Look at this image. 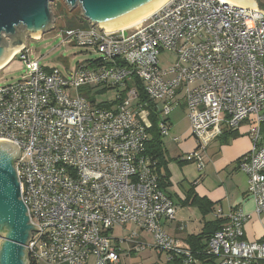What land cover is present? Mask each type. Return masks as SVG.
I'll use <instances>...</instances> for the list:
<instances>
[{"label":"built area","instance_id":"2783aa9c","mask_svg":"<svg viewBox=\"0 0 264 264\" xmlns=\"http://www.w3.org/2000/svg\"><path fill=\"white\" fill-rule=\"evenodd\" d=\"M259 11L224 0H169L133 28L109 31L87 21L85 28L63 29L65 41L100 56L78 63L68 75L32 61L24 44L14 58L27 65L28 74L0 85V143L21 152L15 161L21 198L40 228L28 245L30 264H122L123 253L147 246L136 232L123 240L112 237L117 226L132 224L153 235L154 249L167 253L166 262L174 264L176 255L185 264L196 262L162 226L175 219L176 206L147 153L152 121L141 92L156 106L163 137L169 135L168 117L183 105L200 149L209 132L252 122L253 147L239 169L256 214H264ZM99 89L116 90L115 102L99 104ZM188 159L203 168L199 153ZM228 218L209 239L208 254L217 264L264 261V237L243 240L250 217L236 210Z\"/></svg>","mask_w":264,"mask_h":264},{"label":"crops","instance_id":"0c3cea01","mask_svg":"<svg viewBox=\"0 0 264 264\" xmlns=\"http://www.w3.org/2000/svg\"><path fill=\"white\" fill-rule=\"evenodd\" d=\"M168 121L169 135L163 137L166 165L161 172L168 173L166 193L176 206V216L173 221H162L165 232L189 250L190 236L213 234L217 227L228 223L231 212L239 210L250 217L244 225L243 240L261 241L264 214H256L247 176L239 169V161L253 147V123L246 121L236 131L225 126L220 132L211 131L205 138L204 149H200L197 140L191 139L190 126H180L184 122L190 124L183 105L173 110ZM262 137L264 144V126ZM194 152L202 156V169L197 161L188 159ZM155 254L166 262L167 253ZM251 264H264V261Z\"/></svg>","mask_w":264,"mask_h":264},{"label":"water","instance_id":"95a60500","mask_svg":"<svg viewBox=\"0 0 264 264\" xmlns=\"http://www.w3.org/2000/svg\"><path fill=\"white\" fill-rule=\"evenodd\" d=\"M72 8L80 6L83 18L100 29H110L134 21L165 0H65ZM257 10V0H229ZM54 0H0V66L23 49L26 36L37 38L55 29L51 11ZM260 13L264 14L261 10ZM4 35L11 41L5 40ZM20 150L0 143V264H30L28 245L33 231L28 209L21 198L15 168Z\"/></svg>","mask_w":264,"mask_h":264},{"label":"rangeland","instance_id":"374dc122","mask_svg":"<svg viewBox=\"0 0 264 264\" xmlns=\"http://www.w3.org/2000/svg\"><path fill=\"white\" fill-rule=\"evenodd\" d=\"M258 2V1H257ZM259 6V5H258ZM51 11L54 14L56 28L46 32L41 38L36 39L31 36H26L25 43L27 49L30 51L29 58L32 61H39L40 65L47 70L57 69L64 75H68L76 70L78 63H83L91 60H96L100 56L98 53L86 48L72 46L65 41L61 31L67 29V23L73 17H83V11L80 6L72 9L65 0H54L51 4ZM55 7V9H54ZM56 15V16H55ZM5 40L11 41L10 38L4 35ZM173 60V58H171ZM28 74L27 65L20 60L19 57L13 58L12 61L0 70V85H14ZM117 98L116 90H102L97 92V102L99 104H113ZM162 110V105L159 104V111ZM180 126H190L189 133L191 139L196 137L193 135L191 125L184 122ZM140 235V240L145 241L147 246L145 249L138 252H130L122 254V264H154L164 263L165 259H159L155 253L153 235L147 231H141L140 228L134 224L126 227L117 226L113 233L114 239H127L132 233ZM135 233V234H136ZM126 251L129 252L127 242L123 245Z\"/></svg>","mask_w":264,"mask_h":264},{"label":"trees","instance_id":"16d2710c","mask_svg":"<svg viewBox=\"0 0 264 264\" xmlns=\"http://www.w3.org/2000/svg\"><path fill=\"white\" fill-rule=\"evenodd\" d=\"M259 7L264 10V0H257ZM55 9V7H54ZM55 14V12H54ZM56 16V15H55ZM88 26L87 20H85L83 17H73L68 23H67V29L71 28H85ZM141 98L143 101L148 102L149 109H150V115H151V121H152V128L149 131L150 133V140L147 144V153L148 155L153 159L154 162H156L155 171L158 176L159 185L161 189L166 193V188L169 186L168 182V173H162L161 169L165 168L166 161L164 160V150H163V136L161 135L159 123H160V117L157 113L156 106L151 104L147 97L143 92H141ZM167 194V193H166ZM222 227H217L216 230H220ZM216 233V231L214 232ZM213 233V234H214ZM210 233L207 234V232L202 233L197 236H190L187 239L188 248L189 251H191L192 256L196 262L192 264H217V259L210 254H208L207 246L208 241L213 235ZM207 242H204V241ZM173 263L174 264H185L183 257H178L177 255L173 257ZM154 264H161V263H154ZM163 264H171L169 262H165Z\"/></svg>","mask_w":264,"mask_h":264},{"label":"bare ground","instance_id":"6f19581e","mask_svg":"<svg viewBox=\"0 0 264 264\" xmlns=\"http://www.w3.org/2000/svg\"><path fill=\"white\" fill-rule=\"evenodd\" d=\"M169 0H165L163 3H161L159 6H157L156 8H154L153 10H151L150 12L146 13L145 15H143L142 17L134 20V21H131L127 24H124V25H121V26H118V27H114V28H110V29H107L109 31H118V30H124V29H128V28H133L139 24H141L142 22H144L146 19H148L152 14H154L156 11H158L162 6H164ZM228 3H231V4H237V3H234V2H231L229 0H224ZM237 5H240V4H237ZM242 6V5H240ZM104 28V27H103ZM41 37H37L36 39H39ZM20 51V50H19ZM15 52L12 57L2 66H0V69L4 68L5 66H7L11 61L12 59L16 56V54H18V52Z\"/></svg>","mask_w":264,"mask_h":264}]
</instances>
